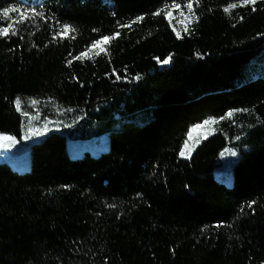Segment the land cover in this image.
Returning <instances> with one entry per match:
<instances>
[{"label": "trees", "instance_id": "trees-1", "mask_svg": "<svg viewBox=\"0 0 264 264\" xmlns=\"http://www.w3.org/2000/svg\"><path fill=\"white\" fill-rule=\"evenodd\" d=\"M187 2L0 0V28L27 17L0 36V135L42 134L0 162V264H264V0L165 17Z\"/></svg>", "mask_w": 264, "mask_h": 264}, {"label": "rangeland", "instance_id": "rangeland-1", "mask_svg": "<svg viewBox=\"0 0 264 264\" xmlns=\"http://www.w3.org/2000/svg\"><path fill=\"white\" fill-rule=\"evenodd\" d=\"M166 11L170 12V17H168L169 21L175 22L176 25H180V24L184 25L188 23L191 18L190 13L188 12V9L186 7L184 9H181V8H173L172 6H170ZM181 13H183V15ZM101 48H102V45H98L97 48L91 49L90 52L94 53L96 50H100ZM261 60H262V56L257 58L255 60V63H258ZM213 124L205 125L202 129H199L196 132H194L192 140H189V137H188V140H187L188 148L185 149L183 145L181 149V151H185L186 154L182 156L180 154L181 153L180 151L179 157L182 159H188L192 153V150L194 149V147H196L195 146L197 144L196 140L199 141L201 137H204L212 133ZM33 136L34 138L32 139H29L26 135H23L21 137V140H17L15 138V141H16L15 143H10L7 141H0V162L10 161V163L13 164V163H17L18 161V165L26 164L28 162V157H29L28 147L30 146V143L32 141H39L42 138V134L38 132L35 133ZM94 146L101 148L103 150H106L108 148L107 136H103L101 139L94 140L86 145L87 148H91ZM98 153H99L98 150H92V154L94 156H97ZM223 160H224L223 167L225 169H228L229 164L234 160V158L231 153H226ZM214 177L218 179L219 181L226 183L227 185L231 184L230 177L228 174H221L218 171H215Z\"/></svg>", "mask_w": 264, "mask_h": 264}, {"label": "snow or ice", "instance_id": "snow-or-ice-1", "mask_svg": "<svg viewBox=\"0 0 264 264\" xmlns=\"http://www.w3.org/2000/svg\"><path fill=\"white\" fill-rule=\"evenodd\" d=\"M199 2H200V0H195V3H196L197 6H199ZM255 3H256V0H239V4H237V3H229V4H228L223 10H224V12H225L226 14H230V10H231V9H234V8H236V7H238V6H241V7H242V6H245V5H248V4H252V5H254ZM172 7H173V8H179L180 5H179V4H173ZM185 7L188 9V12L190 13V17H191V18H190L189 22H191L192 20H198V17L195 15V12H194V10H193V0H188V2L186 3ZM253 10H255V8H253ZM18 11H19V10L16 9V8L4 9L2 12H0V16H2L3 18H9V13H10V12H18ZM154 14H155V15H159L160 12H157V13H154ZM181 14L183 15V13H181ZM164 15H165L166 18H168V17H170V12H167V11H166V12H164ZM26 19H27L26 15H25L24 13H21V14H20V20H19V21H13V22L9 23L6 27L0 28V36H4V37H6V36L9 34V29H13V25H14V23H23ZM138 19H139V20H142L143 18L140 17V18H138ZM122 26H123V25H122ZM69 30H70V26L65 25L64 28H63V31H62V35L67 36ZM72 31H74V29H73ZM184 31H188V29L185 28ZM11 34H12V35H16L17 32L13 29V31H12ZM57 35H61V33H58ZM118 35H119V33L117 32V33L115 34V36H118ZM115 36H114V37H111V38L108 37V36H103L101 39L96 40L93 44H91V45H90V48L88 49V51H91V49H95V48H97L98 45H103L104 43L109 42L110 39L115 38ZM73 38H74V37H73ZM177 38H180L179 33H177ZM100 50H101V51H106V50L103 49V48H101ZM97 54H99V53H97ZM85 55H87V52H82V53L80 54V56L74 57V59H80L81 57H83V56H85ZM68 63H69V65H70V64L72 63V61L69 60ZM163 63H164V64H167V63H169V60H168V59H165V60L163 61ZM117 79H119V77H117ZM32 103H33V104H36L37 101L34 100V101H32ZM16 107H17V110L20 109V100H19V98H17V100H16ZM24 115H27V113H25ZM232 115H233L232 112H229V113L226 114L227 117H231ZM30 119H31V118H30ZM221 119H224V117H221ZM215 122H216L215 118H210L209 120H205V121L203 122V124H200V125H196V126H194V127H193L192 129H190L189 132H188L189 140H192V139H193V133H194V132H196V131L199 130V129H202L205 125L213 124V123H215ZM29 123H30V120H29ZM28 130H29V131H32L31 128H29ZM205 138H206V137H205ZM0 141H7V142H10V143H15V142H16V141H15V138L12 137V136H9V135H0ZM196 142L198 143L199 141L196 140ZM5 146H6V145H5ZM184 148H185V149L188 148V141H187V140L184 142ZM180 154H181L182 156H184L186 153H185V151H181ZM233 155H235V153H233Z\"/></svg>", "mask_w": 264, "mask_h": 264}]
</instances>
